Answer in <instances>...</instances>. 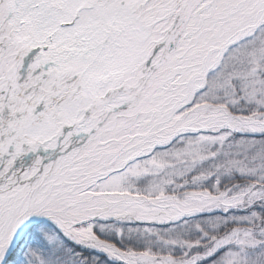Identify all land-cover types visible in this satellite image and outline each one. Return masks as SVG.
I'll return each instance as SVG.
<instances>
[{"label":"snow or ice","instance_id":"snow-or-ice-1","mask_svg":"<svg viewBox=\"0 0 264 264\" xmlns=\"http://www.w3.org/2000/svg\"><path fill=\"white\" fill-rule=\"evenodd\" d=\"M0 264H264V0H0Z\"/></svg>","mask_w":264,"mask_h":264}]
</instances>
